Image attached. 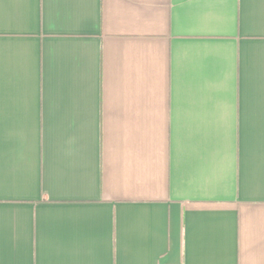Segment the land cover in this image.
<instances>
[{
  "label": "crops",
  "instance_id": "crops-1",
  "mask_svg": "<svg viewBox=\"0 0 264 264\" xmlns=\"http://www.w3.org/2000/svg\"><path fill=\"white\" fill-rule=\"evenodd\" d=\"M0 264H264V0H0Z\"/></svg>",
  "mask_w": 264,
  "mask_h": 264
}]
</instances>
